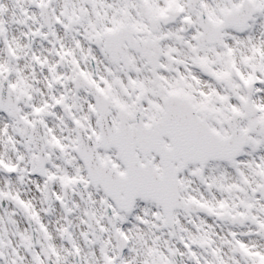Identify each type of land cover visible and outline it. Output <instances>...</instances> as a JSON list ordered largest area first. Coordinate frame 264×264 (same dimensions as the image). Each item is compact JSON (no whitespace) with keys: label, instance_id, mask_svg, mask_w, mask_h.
<instances>
[{"label":"snow or ice","instance_id":"6c2138e0","mask_svg":"<svg viewBox=\"0 0 264 264\" xmlns=\"http://www.w3.org/2000/svg\"><path fill=\"white\" fill-rule=\"evenodd\" d=\"M0 264H264V0H0Z\"/></svg>","mask_w":264,"mask_h":264}]
</instances>
